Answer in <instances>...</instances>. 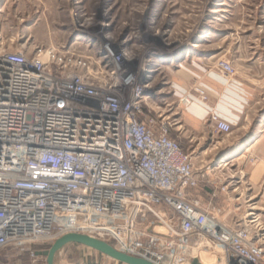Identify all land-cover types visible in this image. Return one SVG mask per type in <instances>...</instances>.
<instances>
[{
  "label": "built area",
  "instance_id": "1",
  "mask_svg": "<svg viewBox=\"0 0 264 264\" xmlns=\"http://www.w3.org/2000/svg\"><path fill=\"white\" fill-rule=\"evenodd\" d=\"M101 54L76 71L50 54L0 50V257L82 234L182 264L173 246L187 254L200 234L224 248L226 264H264L259 214L232 227L188 196L199 184L192 154L169 136L170 117L160 127L147 117L143 72L125 49L114 55L107 43ZM211 121L218 134L233 130Z\"/></svg>",
  "mask_w": 264,
  "mask_h": 264
},
{
  "label": "rangeland",
  "instance_id": "2",
  "mask_svg": "<svg viewBox=\"0 0 264 264\" xmlns=\"http://www.w3.org/2000/svg\"><path fill=\"white\" fill-rule=\"evenodd\" d=\"M107 43L114 55L125 49L133 69L143 72V82L150 86L147 117L157 122L162 119L159 116L170 117L169 136L192 154L202 177L189 192L190 198L232 227L252 209L264 223L259 192L264 183L255 186L250 178L252 168L264 163V0H0V50L41 52L45 61L55 56L68 69L82 71L81 61L99 62ZM221 62L234 71L222 73ZM213 66L232 88L240 89L246 101V115L237 128L247 127V137L235 132L218 134L211 119L190 124L184 116L186 106L179 108L174 83L187 73ZM257 137L260 144L245 160L219 168ZM211 242L210 253L217 254L219 249L221 258H226L224 248ZM50 246H33L23 254L5 251L0 259L4 264H47L45 257L32 254ZM173 247L183 264H191L198 255L195 245L187 248V254ZM213 257L199 254L193 264L215 261ZM58 264L117 262L72 246Z\"/></svg>",
  "mask_w": 264,
  "mask_h": 264
},
{
  "label": "crops",
  "instance_id": "3",
  "mask_svg": "<svg viewBox=\"0 0 264 264\" xmlns=\"http://www.w3.org/2000/svg\"><path fill=\"white\" fill-rule=\"evenodd\" d=\"M174 88L178 89L177 96L179 98L178 103L180 109L186 106L183 104L182 98L187 97L191 100V104L186 106L184 113L186 121L190 124L194 122H208L212 115H217L232 125L233 130L230 134H234L235 132L236 136L240 134L243 137L248 136L249 132L247 131V127L237 128L238 122L246 115V101L242 97L240 89L232 88L227 77L215 69L214 66L210 69L200 68L196 73H187L185 77L179 78L174 83ZM197 89H201L204 92L206 96L205 101L201 100V95L197 92ZM259 137L254 139L244 149V154L242 152L239 156L234 157L233 160H237L238 158L241 159L236 162L245 160L260 144ZM196 175L197 179L200 180L202 175L198 172ZM250 176L255 186L262 185L264 183V163L256 164L252 168ZM191 190L188 191L189 197ZM259 192L262 193V200L264 202V189L259 190ZM0 264H4L1 259Z\"/></svg>",
  "mask_w": 264,
  "mask_h": 264
},
{
  "label": "water",
  "instance_id": "4",
  "mask_svg": "<svg viewBox=\"0 0 264 264\" xmlns=\"http://www.w3.org/2000/svg\"><path fill=\"white\" fill-rule=\"evenodd\" d=\"M81 246L96 251L119 264H154L152 261L117 250L111 243L95 239L88 235L67 234L57 239L50 248L37 252L45 257L47 264H58L61 255L72 246Z\"/></svg>",
  "mask_w": 264,
  "mask_h": 264
},
{
  "label": "bare ground",
  "instance_id": "5",
  "mask_svg": "<svg viewBox=\"0 0 264 264\" xmlns=\"http://www.w3.org/2000/svg\"><path fill=\"white\" fill-rule=\"evenodd\" d=\"M195 48H198V46H195ZM47 56V55H46ZM146 89H150V86L147 85L146 86ZM149 97L146 96L145 99H148ZM256 147V146H255ZM250 151V150H249ZM245 152H243L242 154H244ZM249 153V152H247ZM234 158H231V159H227L225 161L222 162V164L219 166V168H227L231 165V163H233V161H238L240 160L241 158H238L237 160H233ZM212 240H207L205 238V236L203 235H199V236H196V237H191L190 240H189V243L190 245H195V246H198L199 249L197 250L198 251V255L195 254V257L193 258V261L191 262V264L194 263V260L196 257H199V254H201V257H211L214 256L213 258L215 259V261H208L206 264H226V258H221V255H220V250L217 249V254L220 255L218 256L216 253L212 252L210 253V250H211V247L209 246V244L212 245ZM207 243V245H206ZM215 245V244H214ZM162 250H165L166 248L164 246L160 247ZM218 248V247H217ZM197 253V252H196ZM176 264V263H174ZM183 264V263H182Z\"/></svg>",
  "mask_w": 264,
  "mask_h": 264
},
{
  "label": "trees",
  "instance_id": "6",
  "mask_svg": "<svg viewBox=\"0 0 264 264\" xmlns=\"http://www.w3.org/2000/svg\"><path fill=\"white\" fill-rule=\"evenodd\" d=\"M77 246V245H76ZM117 264H119V263H117Z\"/></svg>",
  "mask_w": 264,
  "mask_h": 264
}]
</instances>
